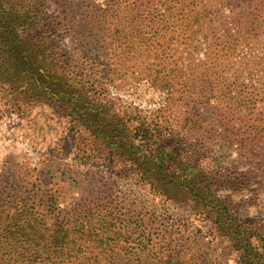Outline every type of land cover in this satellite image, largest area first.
I'll use <instances>...</instances> for the list:
<instances>
[{
  "label": "trees",
  "instance_id": "obj_1",
  "mask_svg": "<svg viewBox=\"0 0 264 264\" xmlns=\"http://www.w3.org/2000/svg\"><path fill=\"white\" fill-rule=\"evenodd\" d=\"M87 1H80L83 7L75 9L66 0H0V87L13 107L24 110L47 104L68 119L73 137L89 146L88 156L81 141L76 146L83 163L107 154L129 165L138 182L156 197L190 206L227 238L237 264H264V227L240 220L233 203L221 198L220 186L236 191L243 182L226 174L214 155L215 149L236 150L238 159L254 165L264 178V53L254 55L248 67L235 69L230 80L225 59L219 55L207 63L195 61L189 52L181 69L166 75L155 70L153 86L167 91L169 114H178L173 126L156 113L157 117H149L122 112L106 88L111 81L109 55L93 33L101 22L84 15L87 10L94 13L91 7L113 19L111 12L119 17L121 7L116 0L86 6ZM206 1L160 0L164 11L186 15L190 37L211 42L222 32L218 36L233 43L245 28L255 27L251 15L247 26H242L239 18L245 7L240 2L234 8L230 5L237 0H217L215 5ZM105 44L112 46L104 40ZM173 79L182 81L175 93ZM34 191L0 198V217H4L0 233L8 258L18 253L19 261L44 264L191 263L167 237V228L156 237L145 233L140 215L125 226L120 211H105L87 227L56 212L55 199L48 198L44 210L37 211ZM86 234L94 238L89 257L81 256L85 246L78 240ZM124 238L127 244L117 252ZM119 253L128 259L122 262ZM130 255L135 257L129 259Z\"/></svg>",
  "mask_w": 264,
  "mask_h": 264
},
{
  "label": "rangeland",
  "instance_id": "obj_2",
  "mask_svg": "<svg viewBox=\"0 0 264 264\" xmlns=\"http://www.w3.org/2000/svg\"><path fill=\"white\" fill-rule=\"evenodd\" d=\"M66 1L75 9L83 7L79 6L82 0ZM97 1L85 3L87 6ZM191 1L199 3L201 0ZM116 2L121 7L119 17L111 12L114 18H106L102 10L91 7L88 9L94 13L87 10L84 15L101 22L97 26L101 29L93 28V33L98 41L101 39L103 49L109 55L107 68L111 81L106 88L122 112L136 111L149 117L156 113L163 115L169 124H175L178 114H169L167 91L153 86L151 76L155 70L160 69L162 75H166L171 70L181 69L189 52H193L195 61L207 60V63L214 62L210 58L219 55L220 59H225L224 71L229 72L227 80H230L235 69L248 67L254 55L264 53V0L230 2L233 8L239 2L245 7L244 16L239 18L243 27L247 26L248 15L255 21V27L245 28L239 40L233 43L218 36L222 32H218L211 42L190 37L191 24L185 20L186 15L177 10L175 16L164 11L160 0ZM217 2L206 1L214 5ZM188 14L195 15L194 12ZM228 14L236 15L235 12ZM104 40L112 46L104 45ZM66 43L69 47V39ZM172 83L171 91L175 93L182 81L173 79ZM258 118V115L254 116V119ZM80 141V148L90 155L87 143L73 137L67 118L58 115L47 104L16 109L0 87V198L16 193L25 196L35 189L37 211L44 210L48 198L55 199L56 212H62L71 223L79 220L87 227L96 223L105 211H120L125 226L140 215L143 218L141 229L147 234L156 237L167 228V237L179 245L184 260H190V264H237V254L230 241L220 236L190 206L164 202L156 197L147 186L138 182L132 167L107 154L83 163L76 147ZM183 144L188 145L187 142ZM214 153L217 164L227 169L225 173L243 182L236 191L220 186L221 198L233 203L240 220L264 227V178L254 170V165L242 163L236 150L215 149ZM246 180L251 182L248 184ZM244 183H247L246 187L241 188ZM1 217L0 231L4 228V217ZM1 234L0 264H44L37 260L19 261L18 253L8 258L3 251ZM80 237L79 242L85 246L81 256H91L89 249L94 238L87 234ZM128 238L118 242L117 252L127 244ZM132 257L135 256L130 255L129 259ZM118 259L123 262L128 258L119 253Z\"/></svg>",
  "mask_w": 264,
  "mask_h": 264
}]
</instances>
